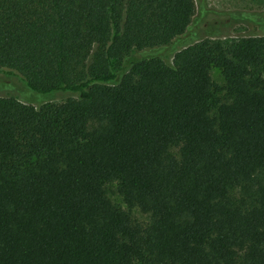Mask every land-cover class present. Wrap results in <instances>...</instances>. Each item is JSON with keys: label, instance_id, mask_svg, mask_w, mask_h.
Here are the masks:
<instances>
[{"label": "trees", "instance_id": "trees-1", "mask_svg": "<svg viewBox=\"0 0 264 264\" xmlns=\"http://www.w3.org/2000/svg\"><path fill=\"white\" fill-rule=\"evenodd\" d=\"M194 12L0 0V264H264V11Z\"/></svg>", "mask_w": 264, "mask_h": 264}, {"label": "rangeland", "instance_id": "rangeland-1", "mask_svg": "<svg viewBox=\"0 0 264 264\" xmlns=\"http://www.w3.org/2000/svg\"><path fill=\"white\" fill-rule=\"evenodd\" d=\"M195 12L194 23L199 26V35H220L219 40L223 44H231L241 36H246L255 32L253 26L248 22L234 23L228 21L227 17L220 16L221 13L233 11H264V0H194ZM172 58L169 59V62ZM127 67V62L122 64V70ZM119 68V67H118ZM212 82L218 86H223L224 81L218 69L210 73ZM0 97H13L16 95L10 90H0ZM43 96H40V98ZM64 95H58V98L51 104L56 105L62 101ZM108 200L115 206L130 215L133 224L147 226L150 223L148 215L142 214L138 209L129 210L123 203L122 198L117 192V184L110 183L104 187Z\"/></svg>", "mask_w": 264, "mask_h": 264}]
</instances>
